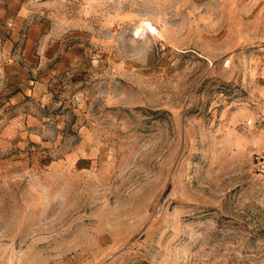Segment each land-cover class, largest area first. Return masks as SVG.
I'll use <instances>...</instances> for the list:
<instances>
[{
    "label": "rangeland",
    "instance_id": "1",
    "mask_svg": "<svg viewBox=\"0 0 264 264\" xmlns=\"http://www.w3.org/2000/svg\"><path fill=\"white\" fill-rule=\"evenodd\" d=\"M260 162L264 0H0V264H264Z\"/></svg>",
    "mask_w": 264,
    "mask_h": 264
},
{
    "label": "built area",
    "instance_id": "2",
    "mask_svg": "<svg viewBox=\"0 0 264 264\" xmlns=\"http://www.w3.org/2000/svg\"><path fill=\"white\" fill-rule=\"evenodd\" d=\"M260 164H261V162H260ZM261 169L264 171V165L263 164H261Z\"/></svg>",
    "mask_w": 264,
    "mask_h": 264
}]
</instances>
